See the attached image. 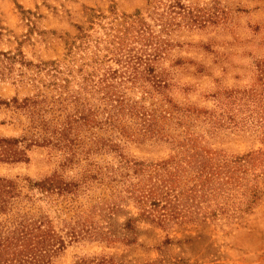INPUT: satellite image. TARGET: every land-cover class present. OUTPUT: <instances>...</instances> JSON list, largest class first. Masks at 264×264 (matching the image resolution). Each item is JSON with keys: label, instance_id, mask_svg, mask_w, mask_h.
<instances>
[{"label": "rangeland", "instance_id": "1", "mask_svg": "<svg viewBox=\"0 0 264 264\" xmlns=\"http://www.w3.org/2000/svg\"><path fill=\"white\" fill-rule=\"evenodd\" d=\"M178 1L209 20L204 28L181 26L160 33L157 13L166 12L172 0H156L154 7L147 0H0V137L26 139L21 148H27L28 156L27 163L0 165V178L37 182L58 172L70 182L87 167L93 174L96 168H115L118 159L111 154L94 153L86 161L65 165L61 149L44 143L28 147L30 117L9 112L5 103H22L36 93L33 85H47L52 75L69 79V95H75L84 78L96 81L121 69L117 59L129 53L157 55L155 67L171 75L170 99L177 107L211 113L217 110V93L241 97L255 91L264 123V0ZM52 62L58 70L47 74L52 66L45 64ZM132 93L139 99V93ZM54 94L46 93L48 105ZM90 98L96 103L97 95ZM59 105V111L55 104L46 114L52 121L49 131L65 126V133H72L81 125L79 105ZM166 128L180 139L182 129L172 124ZM207 130L199 122L192 128L201 141L196 153L177 150L169 142L128 144L123 153L141 171L160 168L165 177L171 175L180 194L175 209L193 222L152 224L139 216L122 188L118 193L112 185H92L77 199L57 204L34 191V204L57 232L65 236L74 229L80 234L77 240L65 238L66 249L56 264L80 259L87 264H264V126L262 131L230 126L214 134ZM246 155L258 158L234 173L235 182L212 180L200 189L201 183L194 181L199 171L217 175L222 162ZM147 180L139 173L132 183L140 186Z\"/></svg>", "mask_w": 264, "mask_h": 264}, {"label": "trees", "instance_id": "2", "mask_svg": "<svg viewBox=\"0 0 264 264\" xmlns=\"http://www.w3.org/2000/svg\"><path fill=\"white\" fill-rule=\"evenodd\" d=\"M155 2L156 0H147V6L154 7ZM194 12L195 10L181 5L178 0H172L166 12L157 13L160 33H172L171 31L181 26L185 29L204 28L209 20L197 17ZM145 32L143 29L139 35ZM118 58L121 69L109 71L96 81L84 78L82 89L75 95H69V79H58L52 75L51 82L47 85H33L36 93L32 97L24 98L22 103L16 100L5 103L9 112L30 117L27 133H30L32 139L28 147L44 143L61 149L65 165L86 161L94 153L102 156L111 154L118 161L115 168L110 166L106 169L108 172L96 168L93 174L87 167L78 179L70 182H64L58 172L37 182L0 178V264H56V260L66 249L65 238L77 240L80 237L74 229H67L65 236L57 232L52 221L34 204V191L39 192L48 203L57 204L60 199H77L92 185H112L118 193V189L122 188L127 199L139 210V216L152 224L164 227L175 222H193L194 220L181 215L175 209L176 205H180V194L176 192L171 175L165 177L160 168L152 171L137 169L138 164L125 159L123 153L126 146L146 142H169L177 150H194L196 153L201 148V141L192 131L197 122L207 126L209 134L229 126L257 127V130L262 131L263 113L259 109L262 107V100L255 91L244 92L241 97L233 93H217L214 96L217 110L211 113L179 108L170 99L174 87L171 75L165 71H157L155 67L157 55L142 58L129 53L124 59ZM45 65L52 66L47 74L58 70V65L53 62ZM260 70L264 73V68ZM88 85L93 90L90 91ZM47 92L55 93L51 96V105L45 101ZM132 92L139 93V99L133 97ZM95 95L96 103L90 98ZM64 101L71 105L78 103L77 116L81 125L72 133H65V126L49 131L52 121L46 118V114L54 111L55 104L58 106L56 111H59V104ZM242 115L245 116L239 118ZM167 124L182 129L178 135L179 140L170 136ZM262 135L264 141V132ZM23 140L26 139L0 137V165L14 166L28 162L25 151L27 148H21ZM86 145L89 147L84 151ZM261 156L264 154L260 153ZM257 158L246 155L224 161L220 170L215 169L217 175L215 172L201 170L194 181H198L197 185L201 183L200 189L205 182L212 180L225 178L226 183L235 182L234 173L247 169ZM161 166L168 168L165 164ZM130 170L133 172L130 173ZM222 172L224 176L221 177ZM139 173L148 176L147 184L137 186L138 182L132 183L133 176ZM170 194L174 195V200L169 199ZM76 264L87 263L80 259Z\"/></svg>", "mask_w": 264, "mask_h": 264}]
</instances>
